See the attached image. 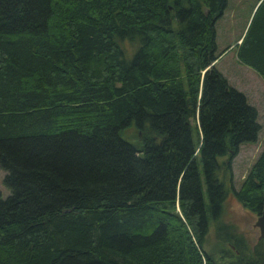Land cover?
<instances>
[{
    "label": "trees",
    "instance_id": "trees-1",
    "mask_svg": "<svg viewBox=\"0 0 264 264\" xmlns=\"http://www.w3.org/2000/svg\"><path fill=\"white\" fill-rule=\"evenodd\" d=\"M227 3L0 0V264H219L221 172L262 129L216 67ZM238 59L264 80V1ZM230 192L261 215L264 148Z\"/></svg>",
    "mask_w": 264,
    "mask_h": 264
},
{
    "label": "rangeland",
    "instance_id": "rangeland-1",
    "mask_svg": "<svg viewBox=\"0 0 264 264\" xmlns=\"http://www.w3.org/2000/svg\"><path fill=\"white\" fill-rule=\"evenodd\" d=\"M264 0H228L223 16L217 20V52L222 54L216 67L226 77L229 84L245 94L251 106L259 112L262 127L256 143H246L232 162V174L221 172L227 191L238 190L264 148V80L252 68L238 59V50L247 35L256 12ZM137 44V43H136ZM135 44V49L136 45ZM222 162L226 157L221 158ZM6 172L0 168V194L3 199L11 195L4 185ZM228 193L220 217L210 226L207 250L216 253L219 264H232L240 252L236 241L244 249L246 258L254 257L264 264V238L256 226L259 215L245 209L232 192Z\"/></svg>",
    "mask_w": 264,
    "mask_h": 264
},
{
    "label": "water",
    "instance_id": "water-1",
    "mask_svg": "<svg viewBox=\"0 0 264 264\" xmlns=\"http://www.w3.org/2000/svg\"><path fill=\"white\" fill-rule=\"evenodd\" d=\"M256 226L261 231L260 239H263L264 238V206H263V211H262L261 215H259V219H258Z\"/></svg>",
    "mask_w": 264,
    "mask_h": 264
}]
</instances>
